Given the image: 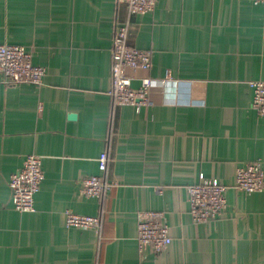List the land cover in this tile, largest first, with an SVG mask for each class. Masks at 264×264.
Instances as JSON below:
<instances>
[{"label": "crops", "instance_id": "1", "mask_svg": "<svg viewBox=\"0 0 264 264\" xmlns=\"http://www.w3.org/2000/svg\"><path fill=\"white\" fill-rule=\"evenodd\" d=\"M152 50L150 101L114 106L116 24ZM0 42L21 43L46 67L42 84L0 74V264H264V189L236 187L262 160L264 118L250 80H264V5L254 0H159L133 13L119 0H0ZM137 84L138 81H135ZM108 150L106 171L99 156ZM30 153L45 178L35 210L15 209L10 177ZM104 173L106 197L81 192ZM211 178L227 206L194 222L188 186ZM101 214L103 229L68 227L66 212ZM161 210L173 235L138 245L139 213Z\"/></svg>", "mask_w": 264, "mask_h": 264}, {"label": "built area", "instance_id": "2", "mask_svg": "<svg viewBox=\"0 0 264 264\" xmlns=\"http://www.w3.org/2000/svg\"><path fill=\"white\" fill-rule=\"evenodd\" d=\"M126 3L133 13L154 11L159 0H119ZM263 4L264 0H254ZM130 20L116 24L112 44V78L110 95L114 106L131 104L137 109L150 101L153 76L149 73L138 75V70L149 72L153 65L152 50L130 44ZM0 74L6 82L18 84L33 82L42 84L46 67L36 64L33 51L24 44L0 42ZM135 81H138L136 84ZM254 90L253 107L264 118V80H250ZM110 159L109 151L104 150L99 156V166L106 171ZM45 178L42 157L36 153L25 156L21 168L11 174V197L15 209L20 212L35 210V195L40 190ZM113 187V181L104 173L93 174L84 178L81 192L88 197H106ZM236 187L246 193L264 189V170L262 160H253L239 166L236 172ZM188 200L191 215L196 223H206L219 218L227 206L226 186L205 178L188 186ZM66 225L93 229L101 234L103 217L101 214H81L72 210L66 212ZM138 245L141 251L148 247L161 251L173 241L171 228L161 210H143L139 213Z\"/></svg>", "mask_w": 264, "mask_h": 264}]
</instances>
